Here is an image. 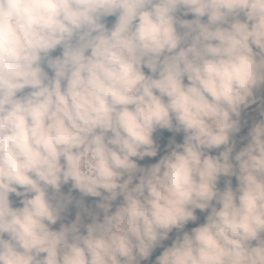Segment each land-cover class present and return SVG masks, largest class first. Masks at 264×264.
Returning <instances> with one entry per match:
<instances>
[{"label":"clouds","instance_id":"9594fccd","mask_svg":"<svg viewBox=\"0 0 264 264\" xmlns=\"http://www.w3.org/2000/svg\"><path fill=\"white\" fill-rule=\"evenodd\" d=\"M0 264H264V0H0Z\"/></svg>","mask_w":264,"mask_h":264},{"label":"rangeland","instance_id":"374dc122","mask_svg":"<svg viewBox=\"0 0 264 264\" xmlns=\"http://www.w3.org/2000/svg\"><path fill=\"white\" fill-rule=\"evenodd\" d=\"M188 18H191V17H188ZM257 106L256 105H253L251 106L249 109L245 110L244 113H242V119L243 120H247V124L242 128V131L241 133L236 137L238 143H243L245 144L246 141H240V136H244L246 135L247 133V129L248 127L251 125V122L254 120V119H259V114L257 112L254 111V109L256 108ZM172 136L171 133H168L166 130H162L161 133H158L157 134V137H158V142L162 145L161 146V150H160V153L159 155H163L164 154V147H166L167 145V140ZM177 141L179 142L181 140V137L180 136H177L176 137ZM212 154H216L215 152H213ZM159 155L158 157L156 158H153L151 160H149L148 158L145 159V161H142V162H139L141 164H147V163H154L156 159L159 158ZM64 191L66 192L67 191V187H65ZM77 197H78V194H77ZM97 198H85V206L88 207V206H92L94 208V201L96 200ZM76 211H78V209L74 208V207H71L70 206V209H69V213H68V217H69V220L68 221H64V222H69L71 219H74L75 218V213ZM59 225L55 226L58 228ZM190 228V226H189Z\"/></svg>","mask_w":264,"mask_h":264},{"label":"trees","instance_id":"16d2710c","mask_svg":"<svg viewBox=\"0 0 264 264\" xmlns=\"http://www.w3.org/2000/svg\"><path fill=\"white\" fill-rule=\"evenodd\" d=\"M243 145H244L243 143H237V150H239L240 147H243ZM225 179H227V178H223V177L221 178L220 185H219L221 188L223 187V183H224V180H225ZM232 181H233V186H235V179L232 178ZM197 214L200 215V221H199V222H202V221H203V215H204V214H200L199 212H198ZM189 226H190V227H193V226H195V225L190 224ZM189 226H188V227H189ZM170 242H171V241L169 240V241H167V242H165V243H166V244H170ZM160 250H162V249H158V250L156 251V253H154L152 259L155 258V255H158V254H159V251H160Z\"/></svg>","mask_w":264,"mask_h":264}]
</instances>
